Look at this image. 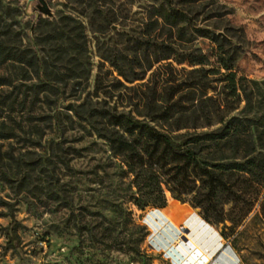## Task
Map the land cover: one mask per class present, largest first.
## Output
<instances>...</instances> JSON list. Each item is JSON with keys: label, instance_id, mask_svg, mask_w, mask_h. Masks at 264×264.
Listing matches in <instances>:
<instances>
[{"label": "rangeland", "instance_id": "1", "mask_svg": "<svg viewBox=\"0 0 264 264\" xmlns=\"http://www.w3.org/2000/svg\"><path fill=\"white\" fill-rule=\"evenodd\" d=\"M174 1L181 7L185 0ZM155 7L149 0H0V41L39 62L0 65V77L11 82L0 87V264H134L118 252L126 234L119 209L146 228L142 251L152 264H170L165 254L182 232L200 250L264 264V183L232 178L234 194H224L230 202L209 210L218 219L222 208V223L206 222L192 195L176 199L164 185L167 207L140 210L131 200L132 177L102 136L113 130L103 112L130 114L177 136L247 117L264 147V0L185 4L193 24L192 41L178 52L185 60L161 61L128 83L113 63L129 78L140 72L125 64L135 55L128 42L142 37ZM107 13L118 22L95 32ZM64 24L74 35L82 25L86 43L76 36L61 43ZM197 29L239 47L235 70L220 68L216 46ZM157 32L166 38L161 27ZM44 62L48 77L61 80L46 90L38 87ZM172 202L191 213L176 225L167 215Z\"/></svg>", "mask_w": 264, "mask_h": 264}, {"label": "trees", "instance_id": "2", "mask_svg": "<svg viewBox=\"0 0 264 264\" xmlns=\"http://www.w3.org/2000/svg\"><path fill=\"white\" fill-rule=\"evenodd\" d=\"M149 1L156 7L149 11V23L142 37L128 42L135 43V55L125 62L129 67L137 66L140 72L129 78L119 64L113 63L128 83L141 80L161 61L177 58L183 62L186 54L185 51L179 54V49L183 42L192 41L189 27L193 24L185 4H195L200 0H185L181 7L174 0ZM118 20V16L107 13L100 27L94 31L104 32L103 26H110ZM64 26L65 32L61 33L59 39L61 43L71 42L74 36L81 43H86L82 25L83 31L76 35L68 24ZM160 27L165 32L164 39H160L161 35L157 32ZM195 32L216 46L217 63L221 69L227 72L235 70L239 47L229 42L227 36L214 31L197 29ZM226 46L230 49L226 50ZM29 53L23 51L14 54L4 47V41H0V65L14 61L31 68L38 67V57L32 54L28 57ZM139 54L143 58H139ZM44 76L46 80L38 85L44 90L51 84L61 82L60 79L48 77L47 62H44ZM10 84L6 77H0V87ZM102 116L113 127L112 131L102 136L132 177L135 194L131 200L140 210L150 206L159 209L167 207V198L162 190L164 185L176 199L192 195V207L202 209L206 222L222 223L227 221L223 209L219 210L218 219L209 210L217 211L220 204L223 207L230 202L224 194H234L237 183L232 182V178L238 177L242 179L240 184H244L246 177L250 176L257 186L264 183V147H261V138L256 135L251 119L247 117H232L216 130L186 132L177 136L173 134L174 131H162L130 114L103 112ZM116 128L117 131L114 130ZM118 219V226L126 233L122 240L118 239V252L130 256L134 264H152V259L142 251L148 236L146 228L136 224L131 213L123 209L118 210Z\"/></svg>", "mask_w": 264, "mask_h": 264}, {"label": "built area", "instance_id": "3", "mask_svg": "<svg viewBox=\"0 0 264 264\" xmlns=\"http://www.w3.org/2000/svg\"><path fill=\"white\" fill-rule=\"evenodd\" d=\"M182 230H185L184 228H181ZM182 234L179 236V240L176 244V247L173 248V253L170 254V252L165 254L166 260L170 261V264H200L202 257H200V253L197 250L191 249V248H182L180 247V243L182 242H188L189 239L185 238ZM175 253V255H174Z\"/></svg>", "mask_w": 264, "mask_h": 264}, {"label": "crops", "instance_id": "4", "mask_svg": "<svg viewBox=\"0 0 264 264\" xmlns=\"http://www.w3.org/2000/svg\"><path fill=\"white\" fill-rule=\"evenodd\" d=\"M184 205H186V204H184ZM201 251L204 253V255L209 257V261L204 258V255L202 254V252L198 251L200 253V257H202V259H203L200 262L204 261L203 263H200V264H236V261L233 258V256H231L229 253H227L224 250H221L219 253H217L218 251H216V249H212V250L210 249L209 250V248H203V249H201ZM172 252H174L173 249H172ZM174 255H175V253H174Z\"/></svg>", "mask_w": 264, "mask_h": 264}, {"label": "bare ground", "instance_id": "5", "mask_svg": "<svg viewBox=\"0 0 264 264\" xmlns=\"http://www.w3.org/2000/svg\"><path fill=\"white\" fill-rule=\"evenodd\" d=\"M174 202V201H173ZM170 203V209H169V213L167 214L168 217H169V220L172 224L176 225L178 222H180L182 220V217H184L185 215H188V214H191L190 213V210L184 208V207H180V206H177L175 205L174 203ZM170 216H174L176 217L175 219H172ZM190 216V215H189ZM209 229V228H208ZM207 230V229H206ZM210 230V229H209ZM189 243L188 242H182L180 243V247L182 248H190L191 246H193L194 248H191V249H194V250H197V251H200L202 252L197 246L196 244L192 241V240H189ZM176 247V246H175ZM170 253H173L172 251H170ZM202 254L204 255V253L202 252ZM204 258L207 259L209 261V257H207L206 255H204ZM203 260V259H202ZM204 262V261H203ZM201 262V263H203Z\"/></svg>", "mask_w": 264, "mask_h": 264}, {"label": "water", "instance_id": "6", "mask_svg": "<svg viewBox=\"0 0 264 264\" xmlns=\"http://www.w3.org/2000/svg\"><path fill=\"white\" fill-rule=\"evenodd\" d=\"M203 223H205V222H203ZM205 226H207L210 230H212V227L210 225L205 223ZM183 239H185V238H183Z\"/></svg>", "mask_w": 264, "mask_h": 264}]
</instances>
